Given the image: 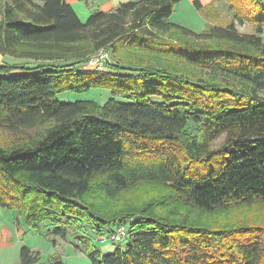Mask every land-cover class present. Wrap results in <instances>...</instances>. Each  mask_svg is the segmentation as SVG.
<instances>
[{
    "label": "trees",
    "instance_id": "1",
    "mask_svg": "<svg viewBox=\"0 0 264 264\" xmlns=\"http://www.w3.org/2000/svg\"><path fill=\"white\" fill-rule=\"evenodd\" d=\"M178 1H127L81 21L67 0H0V54L24 60L0 63V128L20 138L0 144V206L61 237L123 225L127 244L107 254L81 238L90 264H264V226L168 211L264 206V20L255 33L233 22L195 32L169 21ZM100 49L111 56L102 70L80 67ZM91 88L110 97L56 99ZM140 170L163 194L105 207L89 198L96 176L113 198ZM38 256L20 248V264Z\"/></svg>",
    "mask_w": 264,
    "mask_h": 264
},
{
    "label": "rangeland",
    "instance_id": "2",
    "mask_svg": "<svg viewBox=\"0 0 264 264\" xmlns=\"http://www.w3.org/2000/svg\"><path fill=\"white\" fill-rule=\"evenodd\" d=\"M127 1L137 0H67L71 7L75 9L81 21H85L94 9L106 11ZM195 1H198L200 7L196 6ZM258 20H264V0H179L169 17L170 22L195 32H200L209 25L224 26L233 22L236 31L240 33H255L257 28L256 22ZM260 35L264 41V24ZM161 36L167 38L168 33H163ZM19 61L24 60L0 54V63ZM80 67L92 69V66L89 65H81ZM104 71H109V69L107 68ZM110 94V90L107 88H91L81 93L72 91L62 92L56 95V99L60 102L93 100L97 104H103L110 97ZM187 126L189 129H192L194 125L190 122ZM225 137L226 135L222 134L211 142L210 147H220ZM18 141H20V138L17 135L12 134L4 128H0V144H14ZM128 172H126L128 179L132 180V171ZM145 175L146 173H143L141 170L138 171L135 177L139 183L130 190L113 198L104 194L102 187L104 178L96 176L99 179L95 183L99 188H94L89 198H94L95 202L99 201L100 207H105L108 203L115 205L117 202H120L121 205H128L140 199L139 197L142 195L163 194L161 191L162 186L157 182L147 179L144 181ZM168 211L174 218L176 215H181L183 218L194 219V221L202 224L205 223L206 225L216 223L228 226L232 223H253L262 227L264 226V206L258 203L252 205L235 203L211 213L194 209L188 210L184 207V204L174 203V205L168 208ZM126 219L128 218L124 217L120 221L122 222ZM128 223L129 220L125 222L126 228L128 227ZM115 228L116 225L113 224L110 227H105L99 235H96L88 227L80 224L73 229H67L65 236L61 237L53 234L52 226L47 221L41 222L39 230L36 232L21 221V216L19 217V224H16L14 211L0 206V264H20L19 251L22 246L38 252L39 256L36 264H52L55 261H59L60 264H90L81 238L85 237L89 239L94 248L103 254H107L113 252L118 245L124 248L127 244V239H122V241L118 242L110 239ZM259 232L261 235H264L263 231Z\"/></svg>",
    "mask_w": 264,
    "mask_h": 264
},
{
    "label": "built area",
    "instance_id": "3",
    "mask_svg": "<svg viewBox=\"0 0 264 264\" xmlns=\"http://www.w3.org/2000/svg\"><path fill=\"white\" fill-rule=\"evenodd\" d=\"M110 61L109 53L105 50L100 49L95 55L91 57L87 65L103 69L104 65ZM125 235V228L123 225H117L115 228V232L111 236V238L115 241L121 240Z\"/></svg>",
    "mask_w": 264,
    "mask_h": 264
},
{
    "label": "crops",
    "instance_id": "4",
    "mask_svg": "<svg viewBox=\"0 0 264 264\" xmlns=\"http://www.w3.org/2000/svg\"><path fill=\"white\" fill-rule=\"evenodd\" d=\"M103 1H109V0H103ZM114 8H116V7H114ZM111 9H113V8H111ZM73 10L75 11V9L73 8ZM75 13H76V11H75ZM77 14V13H76ZM77 16H78V14H77ZM79 17V16H78Z\"/></svg>",
    "mask_w": 264,
    "mask_h": 264
}]
</instances>
